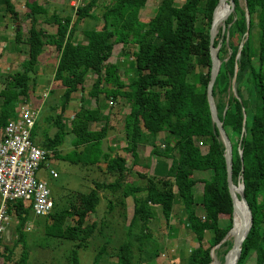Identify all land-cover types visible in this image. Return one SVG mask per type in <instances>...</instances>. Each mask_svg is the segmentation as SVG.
I'll return each mask as SVG.
<instances>
[{
	"label": "trees",
	"instance_id": "trees-1",
	"mask_svg": "<svg viewBox=\"0 0 264 264\" xmlns=\"http://www.w3.org/2000/svg\"><path fill=\"white\" fill-rule=\"evenodd\" d=\"M146 1L81 0L74 18L72 10L68 16L53 15L55 33L37 26V16L46 10L35 2H26L28 15L32 14L27 57L19 70L8 75L0 90V129L17 116V103L30 98L38 57L45 46L52 45L59 53L53 78L63 83V102L55 115L49 114L55 109L53 106L46 105L47 114L43 113L45 106L41 109L30 138L70 164L87 168L103 162L105 173L113 177V181L95 183L86 191H69L63 203L54 201L52 211L42 223L35 219L36 224L44 225L47 239L68 244L63 264H80L79 250L88 246L91 237L102 236V230L111 228L107 219L87 221L95 212L102 191L112 195L107 213L113 215L118 208V216L125 223L126 240L112 248L117 264H146L160 255L148 232L156 205L167 225L174 201H179L187 228L199 244L207 242L206 247L188 255L186 264H210L212 249L232 227L224 146L212 122L206 96L211 68L209 30L218 0H161L154 15L143 22L139 12ZM3 2L6 11L14 12L11 0ZM233 2V11L214 39V46L220 44L221 63L212 94L218 117L232 143V181L237 184L242 180L252 216L237 264H244L251 253L255 254V264H264V153L257 147V141L264 145V0H243V6L239 0ZM96 8L100 9L99 17L93 14ZM87 18L102 19L101 28L84 25L82 33L87 41L74 42L75 26ZM19 36L17 32L16 38ZM111 44H121L122 54L125 47L135 48V75L127 84L121 80L118 63L106 61ZM197 65L205 71L190 80ZM90 74L94 80L87 91L89 97L97 101L103 94L107 99L122 98L129 103V112L123 119V150L136 159L138 147L149 145L151 156L171 160L163 175L134 173L124 157L103 152L102 143L109 132L108 115L88 107L83 95L69 124L63 121L66 105L74 93L84 91ZM99 122V129L92 128ZM51 126L55 127L52 135L47 133ZM161 131L172 138L163 146L157 143ZM249 139L254 140L256 147L244 150ZM198 141L210 142L216 150L203 154L198 150ZM65 146L69 150L64 152L61 147ZM191 174L203 176L199 200L193 191L199 178ZM129 196L133 199V214L127 220L125 199ZM6 212L15 220L13 228L20 243L4 247L1 264H33L25 230L27 223L36 218L31 207L18 199L6 203ZM110 242L109 236L97 249L92 264L107 258L104 254ZM231 246L230 241H225L213 250L224 261Z\"/></svg>",
	"mask_w": 264,
	"mask_h": 264
},
{
	"label": "rangeland",
	"instance_id": "rangeland-1",
	"mask_svg": "<svg viewBox=\"0 0 264 264\" xmlns=\"http://www.w3.org/2000/svg\"><path fill=\"white\" fill-rule=\"evenodd\" d=\"M161 0H147L145 5L140 9L139 18L143 22H147L155 12L156 7L160 3ZM131 2V0H130ZM178 2H182V0H178ZM241 6H243V0H239ZM226 10V8H225ZM94 15H100V9L96 8L94 10ZM24 24L25 17L22 15L21 19ZM86 26H96L100 28L102 26V19H98V21L93 19H86ZM220 26L218 27V29ZM121 44H111L110 47V57L106 60L107 62H116L118 63L120 69V76L123 83L130 82L131 78L135 75V70L133 66V56L132 51L135 49L133 46L125 47L124 54L121 53ZM40 66V61L36 65L37 69V79L40 84L38 90V82L30 83V101L34 106H39L41 103V99H43V105L41 109L44 107L43 111L46 110L48 106L55 107L54 110H50L49 114L55 115L60 111L61 103L63 102L62 98V91H63V83L52 79V66ZM20 66L12 65L8 68L3 67L2 70L7 73H0V88L3 86L5 79L9 73L14 72L16 69H19ZM205 68L202 66H195L193 73L189 77L190 80H194L197 78L200 73L204 72ZM94 80L93 75L88 76L87 80L85 81V89L83 92H76L72 95L71 100L66 105V108L63 112V118L65 120L66 125L69 124V117L70 115L77 110L79 107V103L81 101V96L85 97V104L89 107L93 106L92 98L87 95V91L89 90L92 82ZM51 89V90H49ZM49 91H52L49 93ZM46 97H44V95ZM101 100L103 101L104 107L112 114L113 119L115 121L114 127L116 131H123V115H122V108L126 107V102L124 100H117L115 103L114 100L113 104H108V100L104 97L103 94H100ZM1 100V99H0ZM48 105V106H46ZM50 108V107H49ZM47 114V110L43 112ZM40 114H42V110H40ZM121 114V115H120ZM46 125V124H45ZM102 123H95L92 125L95 128H100ZM55 131V127L51 126L47 133L52 135ZM37 139V138H36ZM38 140V139H37ZM199 152L203 154L211 153L216 150V146L212 145L210 142L205 141H198L197 142ZM250 147L255 148V142L249 139L247 144H245L244 150L250 149ZM257 147L259 148L260 153H264V145L260 144V141H257ZM64 149V152L69 150L67 146L61 147ZM242 151V150H241ZM239 153V150H238ZM130 160V158H128ZM47 163L51 168H53L57 173L58 176L53 178L49 176L48 172L46 171H39V176L44 177L48 186L51 191V195L53 197V201H62V203L66 200L67 193L71 190H79V191H86L91 187V178L92 175L96 176L97 173L88 172L85 168L80 165L70 164L66 160L62 159L61 157H53L47 160ZM194 177H198V182L193 188L196 198L199 200L201 196V191L203 187V176H196L195 174H191ZM105 201L101 198L100 202L96 206L95 214H98L100 217L105 209ZM181 205L179 201H174L173 205V216L175 217L176 221L173 228H169L162 217L161 209L159 206H153V217L149 222L148 232L151 235L152 241L155 243L156 250H158L160 255L147 262L146 264H186V259L188 255L200 249V247H206L207 242L204 240L202 244H199L196 240L195 235L187 228L185 225L184 220H182V212H181ZM198 209H201V206L198 205ZM104 214V213H103ZM36 217V216H35ZM45 216L36 217L32 221L28 222L25 230L28 233L27 241L30 246L31 250V261L33 264H63L64 263V252L68 248V244L63 242V244H58L57 241L53 239H47L44 235V228L42 220ZM116 222L111 225L109 230H112L115 233V236L109 235L111 238L110 244L107 246V253L104 254L107 258H103L99 264H117V257L113 254L112 248L118 246L119 243L124 242L126 240L125 237H122V230L124 222L119 219L116 215ZM180 222H179V219ZM35 219L41 220L40 224H36ZM111 224V221H108ZM13 222L11 221L10 224L7 226L6 230L2 234L0 239V264L3 260V253L5 250V246H11L15 242L20 243V239L14 232ZM50 223V221H49ZM122 223V224H121ZM108 224V225H109ZM106 230V228L104 229ZM262 244L264 246V228L262 230ZM208 236V232L206 234ZM109 236L107 234H103L102 236H93L89 239L88 246L79 250V259L80 264H92L93 258L96 254L97 249L102 245V243L106 240H109ZM17 250L20 249V245L17 246ZM216 256V257H215ZM212 264H223L221 261V257L214 252V260ZM244 264H255V254L251 253Z\"/></svg>",
	"mask_w": 264,
	"mask_h": 264
},
{
	"label": "crops",
	"instance_id": "crops-1",
	"mask_svg": "<svg viewBox=\"0 0 264 264\" xmlns=\"http://www.w3.org/2000/svg\"><path fill=\"white\" fill-rule=\"evenodd\" d=\"M26 2H35L38 6H41L46 10L45 13L39 14L37 16V19H38L37 26L42 27L48 33H55L57 29L55 23L52 20L53 15L64 17V16H68L71 11L69 0H11V4L14 8V12L11 13V12L6 11L3 0H0V73H7L2 70L3 67L8 68L14 64L21 67L23 61L27 57L28 29L30 27V21H31L32 14L28 15V7L26 6ZM22 15H24L25 17V22H26L25 24L21 20ZM96 21L98 20L96 19ZM85 23H86V19L81 21L80 24H77L75 26V30H74L73 37H72L74 42L85 43L87 41V39L84 38L83 33H82V28L84 27ZM91 27H94L95 29L101 28V27L97 28L96 26H91ZM17 32H20L19 38L18 37L16 38ZM58 60H59L58 51H56L52 45H47L44 47L43 52L38 57V62L40 61L39 67H43L44 65L45 66L51 65L52 66V77H53ZM36 68L37 67L35 66V72L32 76L33 77L32 80L34 82L35 80L38 82V79L36 76V73H37ZM19 69H16L15 71ZM89 76H91V74ZM40 85H42V83L40 84V82H38V90H39ZM2 88L3 86L0 88V90ZM92 100H93V106H91L90 108H98L100 109L103 115H108L109 132H108L107 138L104 139L102 143L103 152H108L111 156L114 155L115 153H118L120 156L124 157L127 161V166L134 173H149L150 175L155 173L159 176L163 175L166 172V170L169 168L171 160L165 157H159V156H154V155L151 156L149 145H140L137 149L138 159L137 158L134 159L129 153L123 150V148L126 146L125 133L124 131L115 130L116 127H114L115 121L112 117L113 115L110 114L108 110L103 109L104 104H103V101L101 100V96L99 95V98L97 101H95L94 98H92ZM117 100L122 101L124 99L117 98L114 100V102L117 103L116 102ZM111 101L112 100H108V104H110ZM124 101L126 102V107L122 108L123 109L122 110L123 119H124V116L128 114L129 109H130L129 103L126 100ZM72 114L70 115L69 120L71 119ZM63 121L65 122V120ZM92 128L99 129V128H95V126H93ZM2 131H3V127L0 129V138L2 136ZM171 140L172 138L165 131H161L157 135V143L160 144L161 146H163L165 142H168ZM128 158H130V160H128ZM46 165H49L47 161L42 164V168L40 170L46 171L45 170ZM85 169L90 173L91 172L97 173L96 176L92 175L91 187H93L95 183L98 184L104 181L105 182L113 181V177L105 173V163L103 162H100L98 166L87 167ZM41 177L44 178L43 175ZM100 195L102 199L105 201V207H104L105 209L103 210L104 214L102 213V215L98 217V214L92 213L87 217V221L88 222H93V221L100 222V219L101 220L107 219L108 221L109 220L111 221V224L109 225H113V223L116 222L115 213L113 215L107 213L109 211L108 200L112 198V195L108 193L107 191L100 192ZM125 202H126V219L129 220L133 214L132 197L131 196L127 197L125 199ZM180 210L182 212V220H183V210L182 208ZM115 211H116V215L118 216V208H115ZM173 213L174 211L172 212L169 223L167 224L169 228H173L175 222L178 221L173 216ZM178 219L180 222L181 218H178ZM122 225L125 226V223ZM102 232L104 234H107L108 236L110 234L112 236H115V233H113V231L109 230L108 228L106 230H102ZM124 233L125 231L123 229L122 237L125 236ZM96 236H99V235L96 234Z\"/></svg>",
	"mask_w": 264,
	"mask_h": 264
},
{
	"label": "built area",
	"instance_id": "built-area-1",
	"mask_svg": "<svg viewBox=\"0 0 264 264\" xmlns=\"http://www.w3.org/2000/svg\"><path fill=\"white\" fill-rule=\"evenodd\" d=\"M69 4L74 18L81 0H69ZM42 105L43 99L39 106L28 100L18 102L17 116L3 127L0 138V239L14 220L6 212L7 202L21 200L26 207H31L36 217L49 215L53 208L50 188L46 180L39 176V170L54 155L52 151L34 144L30 138ZM45 170L53 178L58 176L49 165Z\"/></svg>",
	"mask_w": 264,
	"mask_h": 264
},
{
	"label": "water",
	"instance_id": "water-1",
	"mask_svg": "<svg viewBox=\"0 0 264 264\" xmlns=\"http://www.w3.org/2000/svg\"><path fill=\"white\" fill-rule=\"evenodd\" d=\"M221 1L222 0H218V3L213 11L212 22H211V26L209 30V36H210L209 52H210V58H211V68H210L209 80H208L207 87H206V96H207V101L209 105L212 122L217 128L219 138L224 146V159H225V165H226V181H227V187H228V191H229L231 201H232V227L228 230V232L226 233L224 238L221 240V242L215 247H218L221 243L225 241H230L232 243V246L226 253L223 264H231L232 261H233L232 264H237V261L240 257L241 244L243 240L245 239V237L247 236L248 231L252 224V216H251L250 208L246 202V198L244 195V191H243L244 185H243L242 180L238 182L237 184H235L232 181V143L230 139L228 138V135L226 134L222 121L218 117L214 97L212 94L213 85H214L216 76L219 72L220 63H221L220 59L218 58V49H219L220 44H218L217 46H214V39L217 34L218 27L219 26L224 27V22L226 18L234 9L233 0H224V3L226 5V10L224 11L221 19L215 22L214 14H215L216 8L219 6ZM246 25H247V30H248L249 14L247 11H246ZM245 36H247V32ZM240 48L241 46L239 47L238 54H239ZM238 54H237V57H238ZM232 87H234V78L232 82ZM232 89H233L234 94L237 95L234 88ZM239 155L242 158L241 149H239ZM236 200H239L244 203L245 208H246V215L236 207V203H235ZM234 214H237V218H238V228L237 229L234 228V222H233ZM213 249L211 251L212 261L210 264H212L214 260V250Z\"/></svg>",
	"mask_w": 264,
	"mask_h": 264
},
{
	"label": "bare ground",
	"instance_id": "bare-ground-1",
	"mask_svg": "<svg viewBox=\"0 0 264 264\" xmlns=\"http://www.w3.org/2000/svg\"><path fill=\"white\" fill-rule=\"evenodd\" d=\"M225 11V3L224 0L221 1V3L219 4V6L216 8L215 14H214V20L215 22L219 21L223 15ZM236 207L241 210L245 215H246V208L243 202L236 200ZM233 222H234V228L237 229L238 228V218H237V214H234L233 216ZM216 257V256H215ZM233 263V261H232ZM231 263V264H232Z\"/></svg>",
	"mask_w": 264,
	"mask_h": 264
}]
</instances>
